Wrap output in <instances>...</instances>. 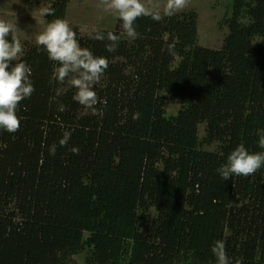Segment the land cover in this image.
Wrapping results in <instances>:
<instances>
[{"label":"trees","instance_id":"1","mask_svg":"<svg viewBox=\"0 0 264 264\" xmlns=\"http://www.w3.org/2000/svg\"><path fill=\"white\" fill-rule=\"evenodd\" d=\"M46 1L47 23L65 20L70 0ZM225 9L220 50L198 46L194 11L140 17L135 40L119 18L96 31L120 37L114 52L73 28L109 62L94 86L102 116L52 79L42 46L13 62L31 68L35 91L18 106L20 129H0V264H216L217 240L231 264H264V165L228 181L217 172L238 145L264 152V0Z\"/></svg>","mask_w":264,"mask_h":264},{"label":"clouds","instance_id":"2","mask_svg":"<svg viewBox=\"0 0 264 264\" xmlns=\"http://www.w3.org/2000/svg\"><path fill=\"white\" fill-rule=\"evenodd\" d=\"M105 10L115 11L122 20L124 33L130 40H135L138 33L134 27L135 21L143 16H150L154 21L163 17H172L187 7L188 0H166L162 13L160 10L152 11L142 0H101ZM41 16H53L55 10L49 5L39 9ZM11 37V39H9ZM91 39L107 40L105 47L108 52H114L119 46L120 37L108 32L90 35ZM37 46H42L49 60L58 66L53 70L52 79L63 85L67 82L76 89L72 99L90 109L93 115L102 116L96 105L98 97L94 86L98 84L109 67L105 57L95 56L88 48L81 47L77 34L64 19H54L49 22L42 32L35 38ZM174 44L169 45L172 52ZM23 53V46L14 34V25L0 20V129L9 133H16L21 127L17 109L21 101L30 98L35 91L30 79L31 68L25 62H16ZM61 90L57 89L56 96ZM55 100V97H53ZM58 111H65L62 103L58 104ZM140 114L134 113L133 119H139ZM259 147L264 149V129L258 130ZM71 138V132L65 131L59 145L66 147ZM73 154H79L78 147L70 149ZM56 144L49 147V154L55 156ZM264 165V152L251 153L243 145H238L227 157L226 163L221 165L217 172L223 181L231 180L233 176L253 175ZM211 251L216 257V264H231L226 252L224 241L213 243Z\"/></svg>","mask_w":264,"mask_h":264},{"label":"rangeland","instance_id":"3","mask_svg":"<svg viewBox=\"0 0 264 264\" xmlns=\"http://www.w3.org/2000/svg\"><path fill=\"white\" fill-rule=\"evenodd\" d=\"M228 1L188 0L187 7L178 12V14L196 12L198 46L213 50L222 49L228 35V28L225 25L220 26V22L226 20L225 8ZM142 2L150 10H160L162 13L166 0H142ZM43 7H47L46 0H0V20L14 25V34L23 46L22 55L31 48L39 47L35 38L48 24L45 16L39 14V9ZM65 20L72 29H77L81 37H86L96 31H114L121 26L118 13L105 10L101 0H70ZM179 109L180 105L169 103L166 112L171 116L175 115ZM204 128L203 125L200 127V138L204 135ZM208 150L215 149L209 148ZM76 262L81 264L78 259Z\"/></svg>","mask_w":264,"mask_h":264}]
</instances>
